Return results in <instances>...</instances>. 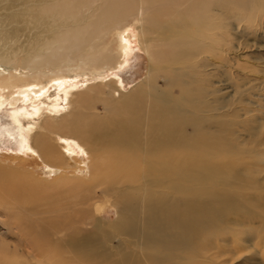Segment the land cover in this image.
Segmentation results:
<instances>
[{
  "label": "bare ground",
  "instance_id": "1",
  "mask_svg": "<svg viewBox=\"0 0 264 264\" xmlns=\"http://www.w3.org/2000/svg\"><path fill=\"white\" fill-rule=\"evenodd\" d=\"M134 17L140 84L71 85L62 112L34 108L24 130L51 173L82 171L70 143L87 154L88 179L72 177L84 206L40 217L10 205L16 241L0 237V264H234L247 236L264 252V0H0V104L66 72H115ZM112 79L118 101L99 114ZM108 205L111 230L98 218Z\"/></svg>",
  "mask_w": 264,
  "mask_h": 264
},
{
  "label": "rangeland",
  "instance_id": "2",
  "mask_svg": "<svg viewBox=\"0 0 264 264\" xmlns=\"http://www.w3.org/2000/svg\"><path fill=\"white\" fill-rule=\"evenodd\" d=\"M138 26L139 23L134 17L130 19L129 25L127 26L128 28L125 27L131 36L129 42L130 49L126 51V58L122 59V63L120 65L121 67H119L115 72H103L100 74L82 73L81 71L66 72L63 79L59 80L58 82L54 81L53 79V82L52 80L45 82V88L42 91L38 90L39 93L35 94L31 91L29 93V89H26L27 91H25L28 92V95L25 92V96L16 102L17 105L11 101L12 99L10 96H7L6 98L4 97L5 100L2 104H0V189L6 188V190L3 191H5L8 195L3 197L4 203H0V234H3L2 236L0 235V237L5 236V238L7 237L6 239L10 242L16 241V239L6 236L7 232H9L8 230H10L12 227V224L10 223V218L8 217L7 213H4L6 210H9L13 214L19 212L17 209L11 207L13 205L15 207L22 208L37 207L36 211H38L40 217L51 214L50 212L47 213L46 211H50L49 207L51 210L54 209V205H57L55 208L60 206L64 209L70 208L68 206H71L72 209L75 208L74 210L81 209L82 206H84L78 202V188L74 190V187L77 185V183L74 181L75 179H72V177L75 176L78 178L88 179V173L85 169V164L88 158L87 154L82 151V149L76 143H70V146L73 148V154H71V158H75L78 161L82 171L76 170L75 166H73L72 169H64L59 173H55L56 171L51 173L49 165H46V163L42 161L41 157H39L31 149H28L25 143L30 144L31 139L27 138L24 130L30 125L29 123H32V121L36 123L40 120V118H38L33 112L38 107H48L55 101L59 112H62L63 107L67 106V103L65 102L66 100H64L65 98L63 91L69 88L71 85H77L81 87L87 83H92V81L98 82L101 80L106 82L111 78L119 77L121 82L119 85L122 84L120 92L121 94L126 95L136 84H140L146 74L148 60L143 52L138 49L136 37H134V32H136ZM260 42L264 43V39L262 38L259 41V44ZM261 53L264 55V51ZM151 80L157 86L166 89L160 82L162 80L159 77L158 80H155L154 78H151ZM109 85L110 86L107 87L103 86L104 94L99 93L96 96L101 98L100 104H97L98 106L96 110L98 111L95 110L99 114L103 113L104 109L102 108H108V106L115 104L114 101H118V92H116V90L114 92V97H112V90L117 88L116 84L113 82V79ZM38 87L39 86H36L37 89ZM102 100L105 101L106 104H104ZM17 109L18 112L15 115H18V121H16L13 118L14 115H12V111H17ZM21 125L22 127H20ZM34 131L37 132L38 129H35ZM94 153L95 152H92L90 155H93ZM61 177H70L72 180L70 179L71 182H64L61 181ZM77 187L79 186L77 185ZM96 194H94V196L97 198L102 195L100 192H96ZM65 203L67 205H65ZM91 203L92 202H89L90 205ZM106 208L107 209L98 218L100 219V224H102L103 227L107 226V229L110 228L109 230H111V225L116 222L117 219V210L111 205H108ZM13 214H11V216ZM256 223L250 224V227H256ZM78 224H80V228H88L90 230L93 229V224L86 225L83 224L82 221H79ZM83 225L84 227H82ZM11 231H16V229L12 228ZM242 231L243 230L240 229L239 233ZM253 238L248 239L247 236V241L242 242L243 245L242 247L239 246V248L234 244V264H264V252L260 250V247H255L253 249ZM111 241L115 248H120L122 242L119 237L112 238ZM249 241H251V244ZM10 244L13 245L12 243ZM135 249L139 251V248Z\"/></svg>",
  "mask_w": 264,
  "mask_h": 264
}]
</instances>
